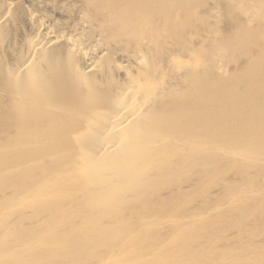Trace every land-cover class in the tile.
Masks as SVG:
<instances>
[{
    "label": "bare ground",
    "instance_id": "1",
    "mask_svg": "<svg viewBox=\"0 0 264 264\" xmlns=\"http://www.w3.org/2000/svg\"><path fill=\"white\" fill-rule=\"evenodd\" d=\"M33 5L0 2V264H264V0H85L103 58Z\"/></svg>",
    "mask_w": 264,
    "mask_h": 264
},
{
    "label": "rangeland",
    "instance_id": "2",
    "mask_svg": "<svg viewBox=\"0 0 264 264\" xmlns=\"http://www.w3.org/2000/svg\"><path fill=\"white\" fill-rule=\"evenodd\" d=\"M15 1V6H16V9H15V14L16 15H19V16H22V14L25 12V6L26 5H31L32 6V3L34 4L33 7L34 8H43L45 9L46 12H48L49 16L51 17L52 15V18H54V24L56 26H58L59 28L65 30V31H71L75 34H79L81 36L82 39L86 40V41H90V44L92 46H94L95 48V52L96 54L99 56V57H104L105 56V53H106V49H105V46H101V47H98L100 48L98 50L97 46H99L97 43V39H98V34H95V30L96 28H98V25L101 21H102V18L101 17H95L93 19V23H94V26L93 24L91 23V21L87 20L83 15L82 13L80 12V9L81 7L84 5L85 3V0H28L29 2H23L24 0H14ZM47 1V2H46ZM53 1V2H51ZM66 1V2H65ZM1 2V0H0ZM49 2V3H48ZM66 3V4H63V3ZM69 2V3H68ZM77 2V3H76ZM81 2V3H80ZM45 3V4H44ZM50 5L48 7V5ZM80 3V4H79ZM63 4V5H62ZM47 5V6H46ZM61 5V6H60ZM66 5V6H65ZM74 5V6H73ZM59 6V7H58ZM53 7V8H52ZM63 7V8H62ZM61 8V9H60ZM51 9V10H50ZM67 11H65V10ZM59 11V12H58ZM70 11V12H68ZM79 11V12H78ZM50 12V13H49ZM67 12V13H66ZM78 12V13H76ZM57 14V15H56ZM77 14V15H75ZM94 14V13H93ZM65 15V16H64ZM95 15V14H94ZM56 16V17H55ZM83 16V17H82ZM68 17V18H67ZM78 17V18H77ZM56 18V19H55ZM58 18V20H57ZM68 20H67V19ZM61 19V20H59ZM64 19H66L64 21ZM86 19V21H85ZM98 19V20H97ZM72 20V21H71ZM67 21V22H66ZM80 21V22H79ZM56 22V23H55ZM78 22V23H76ZM63 23V24H62ZM65 23V24H64ZM84 23V24H83ZM90 23V24H89ZM61 24V25H60ZM83 24V25H82ZM96 24V25H95ZM78 26V27H77ZM83 26V27H82ZM69 29V30H68ZM78 31V32H77ZM92 31V32H91ZM83 33V34H82ZM87 34V35H86ZM93 34V35H91ZM15 35V34H14ZM89 35V36H88ZM97 37L95 38L94 37ZM9 36V35H8ZM17 36V35H16ZM10 37V36H9ZM13 38V36H12ZM87 38V39H86ZM95 38V39H93ZM6 39H7V36H6ZM95 40V41H94ZM96 44V45H94ZM96 46V47H95ZM98 50V51H96ZM6 57L3 55V54H0V66L1 67H4L5 64H6ZM1 86V85H0ZM6 124H10L8 126H11L12 123L10 121V119H6ZM9 120V121H8ZM1 124V122H0ZM4 124H1L0 126H3L4 127ZM6 127V126H5ZM1 140V138H0Z\"/></svg>",
    "mask_w": 264,
    "mask_h": 264
}]
</instances>
